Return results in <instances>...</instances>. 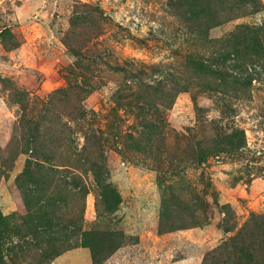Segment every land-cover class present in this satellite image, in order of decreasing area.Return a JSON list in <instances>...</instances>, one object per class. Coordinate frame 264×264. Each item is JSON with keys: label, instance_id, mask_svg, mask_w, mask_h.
<instances>
[{"label": "rangeland", "instance_id": "rangeland-1", "mask_svg": "<svg viewBox=\"0 0 264 264\" xmlns=\"http://www.w3.org/2000/svg\"><path fill=\"white\" fill-rule=\"evenodd\" d=\"M197 1L210 9L197 14L194 0H0V215L14 264H40L34 246L20 250L31 240L19 186L40 189L32 179L50 188L49 201L69 192L56 204L60 223L84 205V231L123 236L104 264H203L264 218V0L236 13L233 0ZM225 53L222 79V64L205 66ZM144 121L156 127L149 140ZM201 149L210 152L203 163ZM99 154L101 179L121 196L112 213L98 209L87 162ZM30 162L44 169L26 176ZM51 264H92V253L79 247Z\"/></svg>", "mask_w": 264, "mask_h": 264}, {"label": "trees", "instance_id": "trees-1", "mask_svg": "<svg viewBox=\"0 0 264 264\" xmlns=\"http://www.w3.org/2000/svg\"><path fill=\"white\" fill-rule=\"evenodd\" d=\"M251 2L252 4L256 3L255 0H233L230 6V11L233 13L239 12L245 4H249ZM194 3L199 5L197 0H194ZM205 4L199 6L194 4L197 8V14L200 12L198 9H210L208 6L205 7ZM213 13L216 15V12L213 10V12L208 16L210 17V20L213 19ZM249 32L251 33V31ZM240 34L241 33H239V35ZM239 35L234 37V39L232 38V41L230 42L231 44L229 45L235 55H239L240 48L244 45L243 41L237 40ZM240 36L242 37V35ZM248 40V43L252 41V46L256 52L255 54H257V48L260 44V37L255 33L251 34L248 37ZM230 54L231 53H228V55H226V53L220 54V56L214 58V60H210V64H207L208 67L205 66V68L213 69L215 66H220L222 64L223 66L219 73L222 79H224L223 75L226 70L223 72V69H225L224 65L226 58L227 56L230 58ZM245 64L248 63L245 62ZM197 65L203 67V64L200 62H197ZM210 72H212V70H210ZM188 90L189 85H183L182 91ZM139 97L144 100V96L139 95ZM174 97H176V95H174ZM167 104L170 106L171 102H167ZM143 126L146 130L147 140L151 139V136L156 132V127L153 123L146 121H144ZM31 139L36 140L37 136L33 135V137H30V139L27 141V144ZM142 141L143 140L138 142L137 147H145ZM93 145L95 144L93 143ZM200 153V158L203 163L208 158L210 152H208L206 149H201ZM36 154L37 159L42 157L47 161H51L47 151L37 150ZM91 154H98V148L92 150L90 152V155ZM99 157L100 154L98 157H94L95 159L87 160V162L91 164L92 172L97 179L96 183L99 189L97 196L99 206L98 209L101 208L100 202H102L104 206L108 208L109 212L112 213L118 210L121 203V196L116 188H114L112 185H108L106 180L101 179L102 165L101 163L99 164ZM30 164V167L26 168L25 170L26 176L29 174L32 175V172L37 171V169L41 171L44 169L41 168L42 165L40 166L38 163H35L34 166L32 162H30ZM31 181L35 184V186L38 185L41 188H35V190L26 189L30 193L25 195L22 191L23 188L19 186V189L23 194L22 201L26 212L25 215L21 216V219L24 220L28 230V235L25 231L24 238L31 240V242L24 241L25 245L20 246V250L22 252H25L27 248L32 245L40 253L39 263L51 264L55 258L59 257L65 252L79 247H84L91 250L92 264H104L108 258L115 254L124 245V241L122 239L123 236H121L118 232L107 231L104 233L102 231L95 230L88 232L84 231V205H81V207L79 206L77 210V218L71 219L66 223H60L59 217L57 216L56 204H61L65 201L67 202L69 192H66V189H63V186L60 189V193H58L60 196L56 198H50L49 201V199L46 198V195L47 190L49 191L50 188L48 189L45 184L42 186L39 185V183H36L37 181L35 182L34 179ZM76 186L77 188L81 187V196H87L89 191L86 186H81L79 183H76ZM15 216L17 215L15 214ZM6 222V218L0 215V264H9L7 262V258H10L11 262L14 264L15 261L12 259V253L9 252V250L7 255L4 253V247L6 246L8 240L11 239V237H5L7 230L5 228ZM203 264H264V218L253 226L246 224V226L236 236L230 237L227 241L214 249L212 253L207 255Z\"/></svg>", "mask_w": 264, "mask_h": 264}]
</instances>
